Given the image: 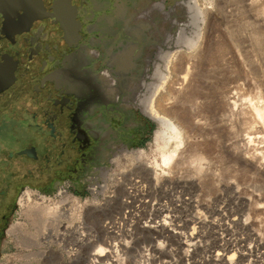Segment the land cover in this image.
<instances>
[{
    "label": "rangeland",
    "instance_id": "rangeland-1",
    "mask_svg": "<svg viewBox=\"0 0 264 264\" xmlns=\"http://www.w3.org/2000/svg\"><path fill=\"white\" fill-rule=\"evenodd\" d=\"M201 5L203 24H188L166 50L172 60L158 94L160 109L184 130L170 162L161 163L158 149L170 134L156 139L160 127L153 121L139 152L155 178L123 155L125 160L109 169L123 178L106 175L103 191L101 180L83 190L64 184L79 206L88 240L76 246V235L41 240L40 230L30 225L18 241L7 233L23 222L22 190L1 243L0 264H91L92 259L93 264H264V118L252 110L262 107L264 116V0ZM185 66L189 74L182 80ZM233 79L241 99L231 110L228 103L222 107L221 96ZM7 132L0 127V135ZM174 142L169 140L170 149Z\"/></svg>",
    "mask_w": 264,
    "mask_h": 264
},
{
    "label": "flooded vegetation",
    "instance_id": "flooded-vegetation-1",
    "mask_svg": "<svg viewBox=\"0 0 264 264\" xmlns=\"http://www.w3.org/2000/svg\"><path fill=\"white\" fill-rule=\"evenodd\" d=\"M185 1L0 0V247L22 190H83L145 146L154 122L133 97Z\"/></svg>",
    "mask_w": 264,
    "mask_h": 264
},
{
    "label": "bare ground",
    "instance_id": "bare-ground-1",
    "mask_svg": "<svg viewBox=\"0 0 264 264\" xmlns=\"http://www.w3.org/2000/svg\"><path fill=\"white\" fill-rule=\"evenodd\" d=\"M205 1L210 2V3L212 2V0H186L185 2H183L182 4H180L177 7V10L181 9V11H182L181 16L182 17H177L174 21V25L176 26L177 31L173 36V43H177L179 41V39L182 38L183 33L181 31H183V29L185 27H187L188 24H191V25L203 24V21H204L203 9L204 8L201 4L204 3ZM180 2H181V0H180ZM156 4L158 7V5L160 3L158 4V2H157ZM159 8H161V7L159 6ZM119 13H121V12H119ZM117 17H119V16H117ZM153 22H155V21H153ZM109 23L111 24V22H109ZM122 23H123V21H122ZM164 40H167V39H164ZM168 42H169V40L167 41L166 46L168 45ZM126 43H128V42H126ZM190 48L193 49V46ZM159 51H161V50H159ZM138 52H137V55L139 54ZM263 53H264V51H263ZM114 58H115V56H114ZM122 59H124L123 56H122ZM155 59H157V58H155ZM171 60H172V56H169L167 51H164L163 53H161V55H159L157 63L153 65L154 66L153 70H152L153 72H152V75L150 77V78H152L151 83L148 81L149 82L148 85H144L143 87L141 86L142 89L135 93V95L133 97V102H132L133 105L139 104L142 112L160 127L156 132V135H155L156 139H163L165 133H167V132L170 134L168 137V140L165 141L163 146H160L158 148L160 151V160H161V163L163 165H166L170 162L174 152L177 149V143L181 142V136L184 134V130H183V127L181 125V122L177 121L176 119L171 120V118H168L167 115L165 113H162L161 109H160V95H158V94L160 93L161 87H163L164 80L167 79L169 64L171 63L170 62ZM208 61H210V60H208ZM122 63H117V64L120 65ZM111 65H114V64H111ZM122 71L124 72V70H122ZM115 72H118V71H115ZM183 73H184V77L183 76H182L183 78L181 77L182 80H184L186 78V76L189 74L188 66H185V68L183 69ZM104 75H105V73H104ZM120 76L121 75H119V77ZM125 77H127V76H125ZM120 78H118V79L121 80ZM119 80H117V81H119ZM142 80L140 82L143 84ZM234 81L235 80L233 79V81L231 82L232 84H234V86L232 84H231L232 87L230 85H229L230 87L225 86L224 88H226V89H223L224 90L222 93L223 95L221 94L222 95L221 97H223L222 107H223V105L225 106L228 103L229 105H231V106H229V108H231V110L238 108V105H239L238 103L241 99L240 94L238 92V87L235 85ZM120 85H121V83H120ZM117 87L118 86L116 85V89H118ZM166 89L168 91L169 87ZM131 91H132V89H131ZM231 91L233 93H231ZM121 93H123V91ZM115 95H116V92H115ZM227 101H229V102H227ZM224 103H226V104H224ZM222 107H220V109ZM229 108L227 110V113H228V111L230 112ZM222 109L223 110L227 109V107L222 108ZM252 110L257 117L264 118L263 112H262V110H263L262 107L257 108V107L253 106ZM248 111H249V109H248ZM233 115L234 114L232 113L231 116H233ZM169 140L175 141L174 142L175 147H172L170 149V144L168 143ZM119 151L120 150H118V153H119ZM123 155L126 156L127 158L129 157L131 159L130 160L128 158L131 161V165H134L135 162H140L139 167H142V169H144L146 171V174H148L150 177L153 175V178H155V175H156L155 172L149 170V166L147 164L141 162V160H140L141 152H139V151H136V152L134 151V152H130V153L126 152ZM113 156H114V154H113ZM117 160H118L117 157L115 158V160L113 159V163L115 164L116 167L118 166ZM154 167L155 168L159 167V164H157L156 161H154ZM106 175H109L111 178H115L117 180H119L120 178H123L122 173H117V172H111L110 173V171L108 169H103V170L98 172L97 176L95 177V179H94L93 183H91V185H95V184L97 185L96 181L101 180L104 184L99 186V188L101 191L105 190V188H106V184H105ZM133 180L134 179H132L131 182ZM121 186H122V189H124V191H125V185L121 184ZM110 187L116 188L115 186H110ZM21 193L22 194L19 197L18 205L20 206V209H21V215L23 217V222H16L14 224L11 223L12 225L9 227V229L7 231V233H9V234H13L14 237H16L17 241H18L17 236L23 235V231L26 230V226L30 225L32 228L40 230L39 233L42 236H44V238H42L40 236L41 240L46 239V238L48 240L50 238L51 234H55V236L58 237L60 239V241H62L63 239L65 241V239H68L71 235H74V236L76 235L77 238L74 239V245L75 246L78 243H87L88 242V240L85 239L86 237L85 236L83 237V233L81 230L82 229L81 226L83 225V222H79V216L77 215V212L79 211V206H78L77 202H74L73 199H75V198L68 194L67 188L64 186V184L58 185L55 188L50 189L47 192H39L37 190L26 189V190H23V192H21ZM118 196H116V197H118ZM32 199H33V201H32ZM116 199L118 200V198H115V200ZM113 200H112V202H113ZM117 202H119V203L122 202V204L124 203V201L121 197H119V200ZM102 227H103V225H102ZM104 230H106V229H104ZM104 230H102V233L104 232ZM105 232H106V234L108 233L107 231H105ZM52 238H53V236H52ZM80 245H82V244H80ZM82 246H84V245H82ZM100 252H101V250H100ZM97 253H99V251L96 252V254ZM25 256L28 257V255H25ZM61 256L62 255L60 253H58V257H61ZM76 256L77 255H76V252H74V250H72L71 252L68 253V257L71 260L76 259ZM89 256H92V254H89ZM230 257H228V260ZM92 260L93 261H91L90 263L91 264L95 263L94 259H92ZM226 263H230V262H226Z\"/></svg>",
    "mask_w": 264,
    "mask_h": 264
},
{
    "label": "water",
    "instance_id": "water-1",
    "mask_svg": "<svg viewBox=\"0 0 264 264\" xmlns=\"http://www.w3.org/2000/svg\"><path fill=\"white\" fill-rule=\"evenodd\" d=\"M50 189H41V190H37V191H39V192H47V191H49Z\"/></svg>",
    "mask_w": 264,
    "mask_h": 264
}]
</instances>
